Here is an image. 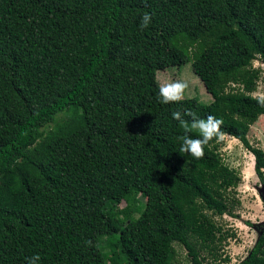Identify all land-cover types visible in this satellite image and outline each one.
I'll list each match as a JSON object with an SVG mask.
<instances>
[{
  "label": "trees",
  "instance_id": "16d2710c",
  "mask_svg": "<svg viewBox=\"0 0 264 264\" xmlns=\"http://www.w3.org/2000/svg\"><path fill=\"white\" fill-rule=\"evenodd\" d=\"M190 60L212 102L161 103L157 72ZM254 61L264 0H0V264L227 261L215 218H238L240 174L222 141L181 152L172 113L222 119L264 187ZM240 264H264V228Z\"/></svg>",
  "mask_w": 264,
  "mask_h": 264
},
{
  "label": "rangeland",
  "instance_id": "374dc122",
  "mask_svg": "<svg viewBox=\"0 0 264 264\" xmlns=\"http://www.w3.org/2000/svg\"><path fill=\"white\" fill-rule=\"evenodd\" d=\"M191 64L192 60L180 67L158 71L156 74L157 80L159 82L162 77L173 80H185L189 83L185 99H196L200 103L208 105L212 102V97L206 92L202 82L193 73ZM253 67L261 70L257 90L253 95L264 98V64L254 61ZM66 118L65 115L58 116L55 123L44 129V133L54 130L56 124ZM247 138L254 147H259L264 151V116L259 117L257 122L251 126ZM219 152L225 163L230 168L235 169L241 177V183L237 188L238 198L241 203L240 208L236 211L238 218L229 216L215 218L216 223L223 228V232L229 233L220 250L221 259H227V261L221 262V264H240L253 249L261 230L264 228V202L260 193V190L264 187L258 182L255 173H252V168L254 170L252 156L243 148L239 141L229 136L226 137L222 141ZM120 207H123V204ZM101 247L105 250V256L108 257L106 239L101 242ZM176 250L178 264H192L187 257L186 250L178 246H176ZM206 264L214 263L207 260Z\"/></svg>",
  "mask_w": 264,
  "mask_h": 264
},
{
  "label": "clouds",
  "instance_id": "9594fccd",
  "mask_svg": "<svg viewBox=\"0 0 264 264\" xmlns=\"http://www.w3.org/2000/svg\"><path fill=\"white\" fill-rule=\"evenodd\" d=\"M151 14L145 13L141 18L140 27L146 28L151 23ZM189 89V83L185 80H173L162 77L159 81V97L163 104L179 103L185 99V93ZM190 117L191 119H185ZM172 118L179 121L184 127V135L179 137L182 141L180 151L190 154L196 159H201L205 155L204 147L212 141L217 143L224 141L230 136L226 130H223V120L213 115L206 118H197L194 111L185 112L175 111ZM198 133V137L194 138L191 133ZM39 255H34L28 259V264H39Z\"/></svg>",
  "mask_w": 264,
  "mask_h": 264
},
{
  "label": "water",
  "instance_id": "95a60500",
  "mask_svg": "<svg viewBox=\"0 0 264 264\" xmlns=\"http://www.w3.org/2000/svg\"><path fill=\"white\" fill-rule=\"evenodd\" d=\"M260 193L262 194V199H263V202H264V188H262V189L260 190Z\"/></svg>",
  "mask_w": 264,
  "mask_h": 264
},
{
  "label": "crops",
  "instance_id": "0c3cea01",
  "mask_svg": "<svg viewBox=\"0 0 264 264\" xmlns=\"http://www.w3.org/2000/svg\"><path fill=\"white\" fill-rule=\"evenodd\" d=\"M251 155V154H250ZM252 156V155H251ZM252 160H254V157L252 156ZM252 164H254V161H252ZM253 166V165H252ZM252 173L254 174L255 172H254V170H253V168H252Z\"/></svg>",
  "mask_w": 264,
  "mask_h": 264
}]
</instances>
